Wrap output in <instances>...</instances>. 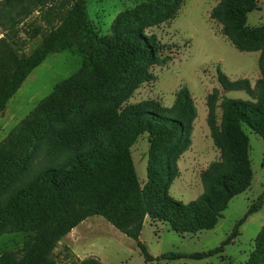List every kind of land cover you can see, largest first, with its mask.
I'll list each match as a JSON object with an SVG mask.
<instances>
[{"label": "trees", "instance_id": "obj_1", "mask_svg": "<svg viewBox=\"0 0 264 264\" xmlns=\"http://www.w3.org/2000/svg\"><path fill=\"white\" fill-rule=\"evenodd\" d=\"M184 0H152L150 5L118 16L109 36L97 38L87 20L86 0H73L61 10L60 0H0V114L28 76L51 54L76 50L81 69L59 83L34 111L0 144V237L25 234L20 256L6 251L0 264H56L50 254L74 228L101 217L135 242L145 262L205 260L223 253L239 227L264 203V191L238 221L220 247L190 255L169 254L153 259L140 242L143 221L168 224L178 235L213 230L228 203L252 182L248 140L242 126L264 141V49L257 65L260 79L231 81L217 69L219 89L207 96L206 124L221 160L201 175L203 193L183 204L169 195L178 177V157L191 146L196 109L187 88H180L171 107L146 100L127 104L138 87L154 77L147 66H165L169 58L155 35L136 24L160 15L173 19ZM55 10L63 22L51 26L30 54L2 61L15 43L18 26L35 12L48 24ZM257 0H220L210 19L221 34L243 53L264 48V27L249 28L247 16ZM242 92L250 100L225 95ZM221 110L219 123L216 110ZM148 136L149 165L142 189L130 156L141 135ZM250 264H264V242L258 241Z\"/></svg>", "mask_w": 264, "mask_h": 264}, {"label": "rangeland", "instance_id": "obj_2", "mask_svg": "<svg viewBox=\"0 0 264 264\" xmlns=\"http://www.w3.org/2000/svg\"><path fill=\"white\" fill-rule=\"evenodd\" d=\"M61 10L70 12L73 0H60ZM152 0H86L87 20L97 38L109 36L118 16L148 7ZM220 0H184L171 20L160 15L136 24L145 35H155L165 46L164 55L169 58L165 66H147L154 77L141 84L127 104L146 100L171 107L180 88H187L196 109L191 146L176 162L178 177L169 189V195L178 202L188 204L203 193L200 175L212 162L220 161V151L213 146L206 124V99L213 89H219L217 69L231 81L246 79L251 87L260 79L257 52L243 53L221 34V25L209 17ZM48 24L43 13L35 12L18 26L15 44L2 61L9 64L12 57L30 54L48 34L51 26L57 28L63 22L55 10L50 11ZM249 28L264 27V0H257V10L247 16ZM4 32L0 28V38ZM264 46V44H263ZM83 57L76 50L51 54L24 81L20 89L0 114V144L9 133L37 105L47 98L61 82L75 75L82 67ZM229 99L250 100L242 92L225 95ZM221 110H216L219 123ZM248 140L247 157L252 171L250 188L234 197L222 212L213 230L196 234L178 235L168 224L146 217L139 240L153 259L164 255H190L208 252L221 246L231 234L234 225L248 212L264 191V141L250 128L243 125ZM149 143L146 134L141 135L130 148V156L140 187L147 181ZM239 236L223 247V253L205 260H158L145 262L135 242L115 230L101 217H91L67 234L50 254L56 264H250L257 242H264V203L262 208L250 215L238 229ZM26 235L10 234L0 237V255L6 251L20 256Z\"/></svg>", "mask_w": 264, "mask_h": 264}]
</instances>
